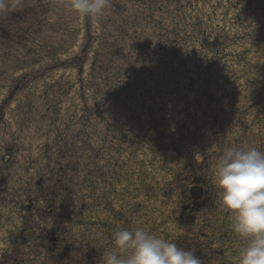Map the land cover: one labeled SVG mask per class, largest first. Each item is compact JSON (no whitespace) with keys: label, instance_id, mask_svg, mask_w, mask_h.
<instances>
[{"label":"trees","instance_id":"obj_1","mask_svg":"<svg viewBox=\"0 0 264 264\" xmlns=\"http://www.w3.org/2000/svg\"><path fill=\"white\" fill-rule=\"evenodd\" d=\"M23 1L26 5L23 8H27V0ZM139 1L144 9L140 6L141 12L144 11L140 18L144 15V19L146 17L153 25H150L151 35L144 38L143 43L133 40L131 46L138 58L134 65L131 64V57L123 59L122 52L117 51L116 46L106 40L96 46L93 41L91 50L89 47L87 50L83 49L79 57L72 59V64L78 69L79 84H86L89 91L92 107L86 112L83 111L79 117L82 130H79L77 137L57 135L56 158L47 160V181L42 193L48 209L54 214L61 212L55 214L54 227L51 226L44 237L46 243L50 244L48 249L52 255L59 250L56 256L51 255L53 264L64 259H72L71 264H90L94 254L93 244L95 251L99 249L102 253L105 245L111 243L112 233L119 230L117 226L123 221L122 214L113 211L114 206L109 199L104 202L111 213L108 221L95 218L94 213L98 208L92 209L96 201L91 191L95 187L104 188L105 185L113 191V183L106 179L104 173L93 182V167L97 169L95 174L99 167L96 166L97 161H93L95 158L91 161L80 158L83 161L82 166L80 161L74 159V154L72 155L76 139L79 141L86 135L84 129H94L91 124L96 127L91 116L95 117L99 125L109 128L107 137L111 138L105 145L111 152L105 161L110 169H114L116 158L123 154L122 149L125 148L127 156L133 158L140 155L141 163L146 164L136 170L138 186H134V190H143L146 195L153 194V198L158 196L159 202L164 201V204L169 197H182V201L177 204L180 205V216H176L172 223L186 232L170 235L165 231L159 237L176 243L184 250H193L202 264H207L205 249L210 250L225 239L224 226L217 227L214 221L198 223L195 215L206 209L207 199L204 197L199 209L191 210L188 190L195 184L204 185L205 179H208L207 171L212 169L210 164L213 165L210 148L218 149L222 154L229 147L225 138L232 134L235 123L242 129L239 137L241 142L237 145H242L243 139L248 136L247 123L239 113L241 106L237 99L244 92L241 89L243 84L252 90L258 82L255 78L256 83H251L245 75L253 66L248 60L252 50L247 47L250 42L243 25L253 10L252 3L250 0ZM109 4L114 11V19L117 20L108 18L104 21L95 18L94 22L102 25L104 33L107 32L111 37L117 35L119 40L124 39L128 36V17L121 15L120 10H114L112 2ZM154 13H158L159 18H155ZM28 14L29 9L19 11L12 3H9L7 12L0 13V48L9 38L5 31L7 25L19 26ZM132 17L136 19L135 16ZM15 18L17 19L14 23H11L10 19ZM136 63H139L137 67ZM238 71L243 74H237ZM83 76L87 79H83ZM102 84L108 89L105 95L103 91L99 93ZM258 99H262L260 93L254 94L253 100ZM255 105L260 106L254 102ZM134 110H138L137 113L140 114L134 113ZM260 114H264V107L257 113ZM249 147L254 146L251 144ZM257 149L263 150L262 147ZM97 154L98 152L96 157H99ZM69 160H76L77 164L73 161L71 166ZM82 172L80 185L83 187L82 191L86 190L88 193L79 206L67 205L69 197H77L78 184H75L72 176L78 177L77 174ZM159 173L161 180L157 181L155 177ZM114 175L115 188L122 186L125 189L127 184L131 189V185H135L131 173L124 175L116 172ZM151 178L154 179L153 184L150 183ZM165 178L168 180L164 181ZM169 185L176 186L171 194H168ZM204 193L207 194L205 191ZM99 197L107 196L102 194ZM171 199L169 203H174L175 200ZM185 201L191 207L183 212ZM129 206L128 204L127 207ZM65 207H68L67 211L62 210ZM132 207H129L130 211ZM136 211L139 212L137 207ZM165 214L163 212L164 218ZM60 222L68 225L67 229L82 228L85 243L79 247L66 245L67 241H72L68 240L69 233L64 227L59 226ZM156 223H163L167 227L171 218L165 221L159 215ZM145 225L149 227V222ZM96 226H99L100 231L97 239L91 241L89 234ZM150 227L153 232L156 231L155 225L151 224ZM194 227H198V233L191 232ZM131 228L129 223L128 229ZM104 238H107L105 244ZM69 249L70 252H75L74 258L68 255ZM234 253L233 257L237 255ZM76 258L79 259L77 263Z\"/></svg>","mask_w":264,"mask_h":264},{"label":"rangeland","instance_id":"obj_2","mask_svg":"<svg viewBox=\"0 0 264 264\" xmlns=\"http://www.w3.org/2000/svg\"><path fill=\"white\" fill-rule=\"evenodd\" d=\"M250 1L253 13L251 12L243 25H245L244 33L248 35L251 43L247 44V47L252 50L248 60L253 66L244 73L251 83H256L257 80L258 82L252 90L243 84L241 89H244V92L237 99L240 103L238 105L241 106L239 113L247 123L248 136H245L242 145H237L241 142L239 137L242 129L235 123V129L225 140L229 146L247 149L252 144L255 148L262 147L264 151V114L257 115L264 107V0ZM5 2L8 5L12 3L19 11L29 9L30 14L24 17V21L18 24L19 26L7 25L5 31L8 32L9 38L3 49L0 48V264H53L51 258L56 256L59 250L52 255L48 249L50 244L46 243L44 237L47 236L51 226L54 227L55 214L58 215L61 212L54 214L48 209L42 193L47 181V160L56 158L57 135L77 137L79 130H82L79 117L83 111L86 112L89 107H92L89 91L85 87L86 84H79L78 69L72 64V59L79 57L83 49L87 50L89 47L91 50L94 46L93 41L96 46L106 40L116 46L117 51L122 52L123 59L131 57V64L134 65L138 58L131 46L133 40L143 43V39L151 35L149 30L150 25L153 24L148 22L149 19L146 17L144 19V15L140 18V14H144V11L141 12L142 6L139 0L137 2L110 0L114 10H120L121 15L128 17V36L121 40L116 37L117 35L111 37L107 32L104 33L102 25L94 22L95 18L80 17L71 12L66 6L68 0H27V8H23L26 6L23 0H5ZM142 10H144L143 7ZM154 15L155 18H159L158 13ZM108 18L115 20L114 11L110 6L97 20L106 21ZM16 19H10L11 23H14ZM234 49L239 50L235 47ZM87 54L89 55V52ZM139 63H136L135 67ZM85 68L87 72L86 63ZM237 74L242 75L243 72L238 71ZM255 78H257L256 81ZM83 79L87 78L83 76ZM107 90V86L102 84L99 93L103 91L105 95ZM258 93L262 99L254 101L253 96ZM254 102L259 103L260 106H254ZM137 111L133 112L140 114ZM107 119L112 123L109 117ZM91 121L96 123V127L91 124L90 126H94V129L89 127L84 129L86 135L79 141L76 139L72 155L74 154V159L81 164L83 163L81 159L91 161L95 158L93 161H97L96 166L99 167L97 174H95L97 169L93 167V182H96L98 176L104 173L106 179L113 183L112 188L116 192L113 194L109 186L105 187L106 185L104 188L103 186L95 187L91 191L96 201L92 209L98 208L94 213L95 218L104 222L108 221L111 213L109 206L107 208L104 202L109 199L113 203V211L121 213L123 217V221L117 226L118 229H128L131 223V229L143 227L158 237L165 231L170 235L185 233L186 230L183 232L184 229L172 223L176 216H180V205L177 204L182 201V197L165 196L169 199L168 204H164V201L159 202L158 196L153 198L155 197L153 194L146 195L143 190H134V186H138L136 170L146 164L141 163L140 155L133 158L127 156L123 148V154L116 158L114 169H110L105 161L111 152L105 145V142L111 138L107 137L109 128L99 125L95 117L91 116ZM117 121L120 123L118 117ZM210 150L212 169L207 171L208 179H205L204 185H200L207 193H204L207 199L206 209L199 214L196 213L195 216L198 223L214 221L217 227L220 225L225 227L223 231L225 239L224 241L221 239L223 243L218 242L212 247L213 250L205 249L207 264L220 262L237 264L238 252L246 242L234 235L231 230L232 218L220 209L213 173L214 164L220 157L221 151L218 152V149L212 148ZM97 152L99 157H96ZM76 160L68 162L72 166L73 161L75 165L77 164ZM116 172L124 175L131 173L133 176L131 179L135 185H131V189L127 184L125 189L122 186L115 188L114 173ZM159 174L155 177L157 181L161 180V173ZM82 175L83 172L78 173V177L72 176L75 178V184H78L77 197H69L67 205L79 206L88 193L86 190L82 191L83 187L80 185ZM165 180L168 179L165 178ZM153 181L154 179L151 178L150 183L153 184ZM175 189L176 186L169 185L168 194ZM102 194L107 197H99ZM170 199L175 202L169 203ZM128 204L133 206L131 211L130 206L127 207ZM138 204L140 206H137ZM186 204L187 201L183 205ZM136 207L139 212L136 211ZM62 210L67 211L68 207ZM163 212L166 213L165 218ZM159 215L165 221L171 218V223L167 227L163 224L165 222L158 225L156 221ZM148 222L149 227L145 225ZM151 224L155 225V232L151 229ZM59 226L64 227L69 233L68 240L72 241H67L66 245L79 247L85 243L82 228L67 229L68 225L63 222H60ZM91 231L89 238L93 241L98 237L99 226ZM191 232L198 233V227H194ZM106 240L107 238H104V244ZM93 245L94 254L90 264H101V252L99 249L95 251V244ZM109 246L110 244L107 243L105 248ZM71 249L68 250V255L74 258L75 252H70ZM233 253L237 255L233 257ZM71 260L64 259L57 264H71ZM78 260L76 258V263Z\"/></svg>","mask_w":264,"mask_h":264},{"label":"clouds","instance_id":"obj_3","mask_svg":"<svg viewBox=\"0 0 264 264\" xmlns=\"http://www.w3.org/2000/svg\"><path fill=\"white\" fill-rule=\"evenodd\" d=\"M110 0H68L77 16L99 19ZM9 5L0 0V13ZM214 187L220 209L232 218L231 230L246 242L237 264H264V151L226 147L214 164ZM101 264H202L193 250L161 238L143 227L121 228L111 235Z\"/></svg>","mask_w":264,"mask_h":264},{"label":"water","instance_id":"obj_4","mask_svg":"<svg viewBox=\"0 0 264 264\" xmlns=\"http://www.w3.org/2000/svg\"><path fill=\"white\" fill-rule=\"evenodd\" d=\"M191 195L195 200H198L201 197V191L199 189H193Z\"/></svg>","mask_w":264,"mask_h":264}]
</instances>
